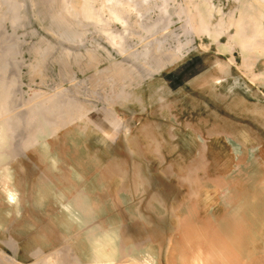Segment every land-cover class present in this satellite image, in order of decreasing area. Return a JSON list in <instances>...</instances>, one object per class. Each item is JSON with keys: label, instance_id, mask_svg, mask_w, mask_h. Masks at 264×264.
Listing matches in <instances>:
<instances>
[{"label": "rangeland", "instance_id": "374dc122", "mask_svg": "<svg viewBox=\"0 0 264 264\" xmlns=\"http://www.w3.org/2000/svg\"><path fill=\"white\" fill-rule=\"evenodd\" d=\"M79 135L113 203L264 202V0H0V155Z\"/></svg>", "mask_w": 264, "mask_h": 264}, {"label": "crops", "instance_id": "0c3cea01", "mask_svg": "<svg viewBox=\"0 0 264 264\" xmlns=\"http://www.w3.org/2000/svg\"><path fill=\"white\" fill-rule=\"evenodd\" d=\"M80 136L39 141L33 161L0 155V235L15 244L0 257L20 264H264V205L252 193L241 203L168 209L120 190L113 203V192L98 188L90 141ZM63 142L72 146L61 149Z\"/></svg>", "mask_w": 264, "mask_h": 264}, {"label": "bare ground", "instance_id": "6f19581e", "mask_svg": "<svg viewBox=\"0 0 264 264\" xmlns=\"http://www.w3.org/2000/svg\"><path fill=\"white\" fill-rule=\"evenodd\" d=\"M257 190H258V189H255V191H253L254 194H253V193H252V194H253V196L255 197V203H256L257 205H260V206H261L260 201L262 200V198H260V201H258L259 198H258L257 195L260 194V193H258ZM257 193H258V194H257ZM249 196H250V195H249ZM259 196H260V195H259ZM8 197H9V199H10V202H13V201H14V197H13V194L11 193V191H9V193H8ZM261 202H263V201H261ZM252 203H253V202H252ZM263 203H264V202H263ZM263 203H262V204H263ZM256 204H255V207H257ZM246 206H247V205H246ZM253 207H254V205H253ZM257 209H258V208H257ZM246 211H247V210H246ZM246 211H245V212H246ZM254 211H255V208H254ZM258 212H259V211H258ZM257 214H258V213H257ZM241 216H243V215H241ZM262 224H264V223H262ZM261 226H262V225H261ZM246 235H247V234H246ZM249 235H250V234H249ZM128 237H129V236H128ZM124 239H125V237H124ZM249 239H250V238H249ZM261 239H262V238H261ZM257 245H258V244H257ZM257 249H258V248H257ZM98 250H99V248H98ZM199 250H200V249H199ZM197 251H198V250H197ZM197 251H196V252H197ZM200 251H201V250H200ZM90 253H91V252H90ZM104 254H105V253H104ZM103 257H104V255H103ZM88 258H89V257H88ZM196 259H197V258H196ZM199 259H200V258H199ZM109 261H110V260H109ZM197 261H198V259H197ZM200 261H201V259H200ZM198 262H199V261H198ZM198 262H197V263H198ZM107 263H108V262H107ZM103 264H104V263H103ZM145 264H147V262H145ZM198 264H199V263H198Z\"/></svg>", "mask_w": 264, "mask_h": 264}]
</instances>
